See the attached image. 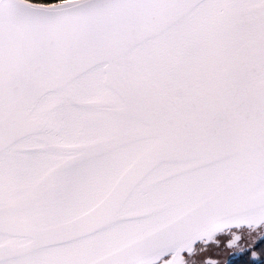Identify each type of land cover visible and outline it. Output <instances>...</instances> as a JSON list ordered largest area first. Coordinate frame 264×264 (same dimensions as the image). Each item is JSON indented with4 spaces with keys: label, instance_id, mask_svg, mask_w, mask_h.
<instances>
[{
    "label": "snow or ice",
    "instance_id": "snow-or-ice-1",
    "mask_svg": "<svg viewBox=\"0 0 264 264\" xmlns=\"http://www.w3.org/2000/svg\"><path fill=\"white\" fill-rule=\"evenodd\" d=\"M261 224L264 0H0V264H196Z\"/></svg>",
    "mask_w": 264,
    "mask_h": 264
},
{
    "label": "rangeland",
    "instance_id": "rangeland-1",
    "mask_svg": "<svg viewBox=\"0 0 264 264\" xmlns=\"http://www.w3.org/2000/svg\"><path fill=\"white\" fill-rule=\"evenodd\" d=\"M242 235V240L236 247L229 248L222 244L219 238H216L215 242L197 245L194 248V256L187 255L186 259L194 260L196 264H202L206 258L211 257L219 264H229L246 253H251L253 259H257L253 253L256 245L264 239V225L256 227L254 231L248 228L243 231Z\"/></svg>",
    "mask_w": 264,
    "mask_h": 264
},
{
    "label": "trees",
    "instance_id": "trees-1",
    "mask_svg": "<svg viewBox=\"0 0 264 264\" xmlns=\"http://www.w3.org/2000/svg\"><path fill=\"white\" fill-rule=\"evenodd\" d=\"M257 259H253L251 253H246L229 264H264V239L254 249Z\"/></svg>",
    "mask_w": 264,
    "mask_h": 264
},
{
    "label": "flooded vegetation",
    "instance_id": "flooded-vegetation-1",
    "mask_svg": "<svg viewBox=\"0 0 264 264\" xmlns=\"http://www.w3.org/2000/svg\"><path fill=\"white\" fill-rule=\"evenodd\" d=\"M246 229H248V228L241 227V228H234V229L226 230V231H224L223 233L217 235V236L214 238V240H215L216 238H219V239H220V242H221L222 244H225V245L227 246L228 242L233 238V235H234V234H238V235L241 236V239H240V241H239V242H241V240H242V236H243L242 233H243V231L246 230ZM239 242H238V243H239ZM200 244H204V243H200ZM197 245H199V244H197ZM197 245H196V246H197ZM196 246H195V247H196ZM195 247H194V248H195ZM187 255H189V254H183V256H184L185 258H186Z\"/></svg>",
    "mask_w": 264,
    "mask_h": 264
},
{
    "label": "water",
    "instance_id": "water-1",
    "mask_svg": "<svg viewBox=\"0 0 264 264\" xmlns=\"http://www.w3.org/2000/svg\"><path fill=\"white\" fill-rule=\"evenodd\" d=\"M261 225H264V224H261ZM261 225H259V226H261ZM259 226H258V227H259ZM241 227L249 228L248 226L245 225V226H240V227H231L230 229L241 228ZM227 230H229V229H227ZM225 231H226V230H225ZM221 233H223V232H221ZM221 233L216 234L215 237H216L217 235L221 234ZM200 243H202V242L199 241V240H197L196 242H194L193 247H195L197 244H200ZM183 254H188V253H187V251H184V252H182V256H183Z\"/></svg>",
    "mask_w": 264,
    "mask_h": 264
}]
</instances>
